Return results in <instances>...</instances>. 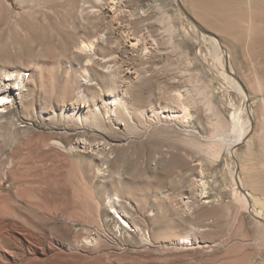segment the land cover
Returning <instances> with one entry per match:
<instances>
[{
  "label": "rangeland",
  "instance_id": "rangeland-1",
  "mask_svg": "<svg viewBox=\"0 0 264 264\" xmlns=\"http://www.w3.org/2000/svg\"><path fill=\"white\" fill-rule=\"evenodd\" d=\"M235 5L0 0V264H264V19Z\"/></svg>",
  "mask_w": 264,
  "mask_h": 264
},
{
  "label": "bare ground",
  "instance_id": "bare-ground-1",
  "mask_svg": "<svg viewBox=\"0 0 264 264\" xmlns=\"http://www.w3.org/2000/svg\"><path fill=\"white\" fill-rule=\"evenodd\" d=\"M192 1L194 5H196L197 7L203 10V13H210V12L212 13L216 9H218L223 13H229L228 7H233V5H235L233 0H192ZM238 1L239 2H236L235 5L236 7L237 6L239 7L240 4L244 5V3H246L247 5H249V8H246L245 10L246 12L253 10V13L255 14L257 13V15L258 14L262 15L264 19V0H238ZM243 14L245 15V12ZM252 44L253 45L264 44V28L256 29L253 32ZM4 70L5 71H2L3 73L1 74L2 76L0 80V113L4 112L3 108H5L4 106L8 104V100L5 97H8L9 95L14 94L16 92L17 95H20V92L22 91L21 89L24 84V76L27 75L25 70L20 67H13L9 69L5 68ZM115 102L117 101L109 100L107 103L112 106L115 105ZM27 204L29 205L30 203ZM121 220L123 221V219ZM124 222L122 224H126ZM122 224L119 223L117 226L124 228ZM185 238L186 237L179 240L178 243H187L188 239Z\"/></svg>",
  "mask_w": 264,
  "mask_h": 264
}]
</instances>
